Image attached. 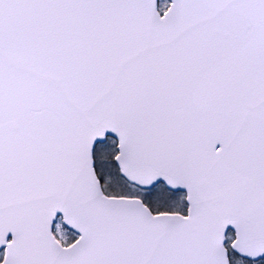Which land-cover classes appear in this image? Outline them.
Returning <instances> with one entry per match:
<instances>
[{
	"label": "snow or ice",
	"instance_id": "6c2138e0",
	"mask_svg": "<svg viewBox=\"0 0 264 264\" xmlns=\"http://www.w3.org/2000/svg\"><path fill=\"white\" fill-rule=\"evenodd\" d=\"M0 264H264V0H0Z\"/></svg>",
	"mask_w": 264,
	"mask_h": 264
}]
</instances>
